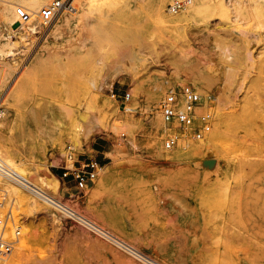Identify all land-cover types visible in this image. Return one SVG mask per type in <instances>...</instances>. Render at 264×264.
I'll list each match as a JSON object with an SVG mask.
<instances>
[{
  "label": "rangeland",
  "instance_id": "374dc122",
  "mask_svg": "<svg viewBox=\"0 0 264 264\" xmlns=\"http://www.w3.org/2000/svg\"><path fill=\"white\" fill-rule=\"evenodd\" d=\"M6 1L0 157L39 185L58 175L62 196L43 189L126 247L24 188L29 202H12L0 179L28 242L22 250L21 231L1 264H264V0H187L176 13L163 0L169 22L154 0H98L56 35L65 11L48 27L33 16L31 29L11 30ZM185 83L214 97L210 131L166 149L160 101ZM31 86L48 93L30 120ZM94 141L109 148L79 192L59 155L67 143L91 152Z\"/></svg>",
  "mask_w": 264,
  "mask_h": 264
},
{
  "label": "built area",
  "instance_id": "2783aa9c",
  "mask_svg": "<svg viewBox=\"0 0 264 264\" xmlns=\"http://www.w3.org/2000/svg\"><path fill=\"white\" fill-rule=\"evenodd\" d=\"M74 1L81 0H51L48 4L41 6L36 16L44 27H48L62 12H73L76 9ZM187 2V0H171L167 4V10L176 13ZM16 14L19 22H27L31 18L30 13L21 6L16 7ZM128 98L129 93L125 92L124 99ZM213 99L212 95H202L191 84L185 83L180 87L169 88L159 105L163 128L168 131L163 139L164 148L172 149L184 139L202 140L204 135L210 131ZM4 113L5 108L0 101V124ZM59 160L62 161L60 163L63 168L62 176L70 174L79 192L85 190L97 178L100 162L97 156L91 152H79L71 143H67L60 152ZM0 178L36 190L26 183L20 174L1 157ZM36 191L45 195L42 191ZM5 198L6 192L0 188V264L11 255L20 234V225L14 221L11 210L5 208ZM50 200L60 211L71 212L69 206L61 200Z\"/></svg>",
  "mask_w": 264,
  "mask_h": 264
},
{
  "label": "bare ground",
  "instance_id": "6f19581e",
  "mask_svg": "<svg viewBox=\"0 0 264 264\" xmlns=\"http://www.w3.org/2000/svg\"><path fill=\"white\" fill-rule=\"evenodd\" d=\"M188 1L191 2L192 0H188ZM18 2H21L23 4V6H21V7L24 8L26 11H28L30 13V15L33 17V16H36L37 13H38V11H39L38 9L41 6V0H7L5 2V4H4V6L2 7L3 17H5V19L7 20V22H8V28L9 29L15 30L14 26L15 25L17 26V24H19L18 27H21V26L23 27L24 26L25 28H27L26 26H28L31 29V27L33 26V24H32L33 23V20H35V18L33 17V19L30 20L32 22H30V21L28 23L19 22L18 16L16 14V7L17 6H20V5H17ZM162 3H163V0H154L153 1V5L152 6H153V10L155 11L156 16L160 19V21H163V22H165V21L169 22V21L174 20L173 17H167V18L165 17V15L163 14V10H162ZM195 6H196V3L195 4L194 3H191L189 10L192 12V10L195 8ZM75 7H76V9L72 12L74 15H70L69 13H66V11H65V13H63V16H62L61 21L59 22V24L55 25L54 28L52 29V33L53 34L56 35V34L60 33L62 30H64L65 28H69V26L73 23V20H74L73 17H76V19L78 21H84L85 18H87V16L89 14L93 13L98 8V0H85L84 3H81L79 5L76 4ZM232 8L235 9V11L237 10V7H235V6H232ZM30 29H28V30H30ZM30 90H32V92L29 93L28 96L31 97V98H37L35 100V103L34 104H31L29 106V108H28L29 116H30L29 119L31 120L32 117L37 112V109L39 108L38 107V105H39V101L38 100L40 98H42L43 96H45L48 92L45 91L44 92V95H43L41 93L42 91H40L35 86H31L30 87ZM13 105L15 106V104H13ZM10 111H11L10 116L16 115L15 108L11 107V110ZM78 116L81 119H85L86 118L85 115H84V113L80 109H79V112H78ZM93 117H94V115H93ZM27 123L29 125V124H31V121H27ZM0 141H1V135H0ZM0 150H1V143H0ZM0 153H1V151H0ZM4 156L6 157V159L8 161H10L13 164H15V162L11 158H9L7 154H5ZM15 168H16V171L18 172V174H20V176L25 180L26 183H28L31 187H34L36 190L42 191L45 195H42V194L38 193L36 190H34L33 188L26 187V186H24V185H22L20 183H16V182H13V181L8 180V179L0 178L2 180V182H3V185H4L5 189H6V191L11 196L12 202L13 201L19 202V203L29 202V199L27 197H25L24 194H22L21 188H24L26 190H29L32 194H35L36 196H39V198H42L46 202L50 203L52 206H54V204H53V202L50 199H53V200L54 199L61 200L66 205L69 204V203H66L67 197H61V199H60L59 197L57 198V197L53 196V194H49L48 192H46L43 189V186L44 187H47V188H51V190L53 192H56L58 195L62 196L61 193H60V191H59V189H58V186H59L60 183L58 181V176L57 175H53V179H51V180H49L47 182H44L43 181L42 184H41L42 186H41V185L33 182L31 179H29L27 177L25 171L22 168L18 167L16 164H15ZM73 195L74 194L71 193L68 196V198H72ZM30 202H32L31 204L36 203V201L33 200V197L30 200ZM67 206H69V205H67ZM69 209H70L71 212L65 211L66 214H68L70 216H73V217L81 220L82 222H84L85 224H87L89 227H91V228H93V229H95V230L103 233V235H107L108 237L112 238L117 244H120V245L126 247V245L124 244L125 242L123 240L117 239V237L115 235H113L112 233H110L109 231H107L106 229H104L102 226H100L96 222H94V221L90 220L89 218H86L85 216L81 215L74 208H71L69 206ZM21 231L23 233V237L20 239V246L22 247V250H23L27 246V243H28L27 242V238L24 237V234L27 233V229L25 227H22ZM130 249H132V247Z\"/></svg>",
  "mask_w": 264,
  "mask_h": 264
},
{
  "label": "crops",
  "instance_id": "0c3cea01",
  "mask_svg": "<svg viewBox=\"0 0 264 264\" xmlns=\"http://www.w3.org/2000/svg\"><path fill=\"white\" fill-rule=\"evenodd\" d=\"M109 147L106 146V144L104 142H96L94 141L91 145V153H93L94 155H98L99 154H103L108 150ZM105 157V156H104ZM60 173H62V170H59ZM58 176V175H57ZM73 194V193H72Z\"/></svg>",
  "mask_w": 264,
  "mask_h": 264
}]
</instances>
